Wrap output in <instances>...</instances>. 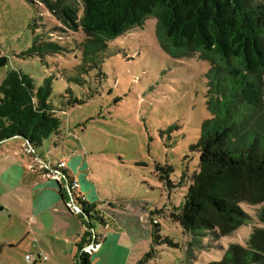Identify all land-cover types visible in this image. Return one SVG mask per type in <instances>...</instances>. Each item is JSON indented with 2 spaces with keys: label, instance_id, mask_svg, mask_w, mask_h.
Returning a JSON list of instances; mask_svg holds the SVG:
<instances>
[{
  "label": "rangeland",
  "instance_id": "rangeland-1",
  "mask_svg": "<svg viewBox=\"0 0 264 264\" xmlns=\"http://www.w3.org/2000/svg\"><path fill=\"white\" fill-rule=\"evenodd\" d=\"M54 22L41 3L0 0V58L8 60L0 69V84L10 70L32 76L39 85L57 71L53 64L48 67L39 58L24 55L42 25L49 29ZM156 24V19H148L143 27L111 42L113 55L105 61L101 77L93 71L86 83L76 84L56 72L53 103L60 102L68 89L83 101L61 115L60 136L35 151L20 139L0 144V264H36L26 257L37 258L41 251L43 264H75L81 222L51 192L52 185L59 187L57 180L63 181L57 170L61 162L82 187L86 181L95 189L94 199L87 200L97 203L92 226L103 247L93 264H139L153 245L157 253L144 264H208L219 261L231 244L246 245L251 224L222 238L208 233L197 248L170 217L184 202L199 170L200 153L192 146L212 118L206 103L211 65L198 57L168 56L157 40ZM53 34L73 37L61 30ZM63 60L70 69L75 65ZM169 167L177 188L167 185ZM83 191L79 190L88 194ZM242 207L258 226L256 207ZM32 219L42 228L37 234L47 240V248L39 249L35 242ZM155 226L163 240L157 243L152 235Z\"/></svg>",
  "mask_w": 264,
  "mask_h": 264
},
{
  "label": "trees",
  "instance_id": "trees-1",
  "mask_svg": "<svg viewBox=\"0 0 264 264\" xmlns=\"http://www.w3.org/2000/svg\"><path fill=\"white\" fill-rule=\"evenodd\" d=\"M31 2L44 5L55 22L49 29L46 23L42 25L43 31L35 34L24 55L37 57L48 67L53 64L68 83L84 84L93 71L101 77L105 61L113 55L110 43L143 27L151 18L156 19V37L168 56L198 57L211 65L206 74V103L212 118L205 121L197 144L192 146L193 151L200 153L199 170L192 176L184 202L172 210L170 217L181 225L192 239L190 244L197 248L208 233L222 238L251 224L253 232L246 245L231 244L219 261L208 264H264V3L257 0ZM37 26L35 23L34 28ZM60 30L71 32L73 37L63 39L53 34ZM63 59L75 63L73 68L67 67ZM7 63L5 57L0 58V69ZM71 70L75 73L71 74ZM56 72L42 85L20 70L7 73L0 84V144L20 139L35 151L45 141L61 135V115L83 101L74 98L73 91L68 89L60 102L53 103V82L59 78ZM66 167L61 162L57 169L63 178L62 182L56 181L59 195L69 210L68 203L79 209L78 214L70 212L85 226L77 245V264H93L95 253H86L85 249L102 244L92 226L91 214L98 213L97 203H89L88 194L79 192L81 183ZM157 171L163 173L161 167ZM165 171L169 188H177L170 180L173 169ZM242 204L256 207L258 226L253 225V218ZM156 227L152 233L155 243L163 241H159ZM156 253L153 245L139 264L151 261Z\"/></svg>",
  "mask_w": 264,
  "mask_h": 264
},
{
  "label": "crops",
  "instance_id": "crops-1",
  "mask_svg": "<svg viewBox=\"0 0 264 264\" xmlns=\"http://www.w3.org/2000/svg\"><path fill=\"white\" fill-rule=\"evenodd\" d=\"M83 176H84V174H83ZM85 177V176H84ZM85 179V178H84ZM80 190H84L85 192H88V198H91V199H94V196H95V189L93 188V186H92V184H90V182H88V183H86V181H85V183H84V185H83V187H81L80 188ZM84 191H83V193H84ZM51 192L54 194V196L56 197V198H58L57 199V201L58 202H63V200L60 198V195H59V187H58V185L55 187H53V185H52V189H51ZM42 200V199H41ZM64 203V202H63ZM65 204V203H64ZM40 212H44V210H42V211H40ZM40 212H39V215H35V213L34 214H32V215H35L36 217H39L40 216ZM36 213H38V212H36ZM71 215H73V216H75L76 218L78 217V216H76L75 214H71ZM79 218V217H78ZM80 220V219H79ZM32 226L34 227L35 226V229L34 230H32L31 231V234L34 236V237H36V239H35V242L37 243V244H39V249H41L42 247H48V242H47V240H45V239H43V238H41L40 237V235L38 236V234L37 233H39L40 231H42V228H40L39 226H36V221L35 220H33L32 219ZM80 222H81V220H80ZM85 232V226H83V224H82V222H81V229H80V231H79V235H78V240H77V242H76V250L74 251V260H75V264H77V255H78V242H80V240H81V238H82V236H83V233ZM39 241V242H38ZM103 244V243H102ZM102 244H101V248H100V250L98 251V252H96L94 255H93V261H94V257H95V255L96 254H98L101 250H102ZM5 245H9L8 243H6ZM12 245V244H11ZM1 248H2V246L0 247V253H1ZM38 255H44L43 254V252L41 251V252H39V254ZM28 256V255H27Z\"/></svg>",
  "mask_w": 264,
  "mask_h": 264
},
{
  "label": "built area",
  "instance_id": "built-area-1",
  "mask_svg": "<svg viewBox=\"0 0 264 264\" xmlns=\"http://www.w3.org/2000/svg\"><path fill=\"white\" fill-rule=\"evenodd\" d=\"M68 207H69L70 210H71L73 213H75V214H78V213L80 212L79 209H78L77 207H75L72 203H68ZM72 208H74V210H76L77 212H75L74 210H72ZM100 248H101V244H93V245L87 247V248L85 249V252H86V253H89V254H93V253L98 252V251L100 250ZM43 257H44V255H38L37 258H35L34 256H29V255H28V256L26 257V259H27L29 262H33V263H36V264H37V261H38L39 264H43V262H42V261H44V260H42ZM45 261H46V258H45ZM44 263H46V262H44Z\"/></svg>",
  "mask_w": 264,
  "mask_h": 264
}]
</instances>
